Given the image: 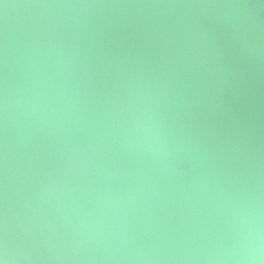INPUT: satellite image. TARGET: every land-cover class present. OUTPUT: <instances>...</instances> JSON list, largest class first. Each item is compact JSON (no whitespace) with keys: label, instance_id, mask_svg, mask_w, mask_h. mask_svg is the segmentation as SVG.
Listing matches in <instances>:
<instances>
[{"label":"water","instance_id":"1","mask_svg":"<svg viewBox=\"0 0 264 264\" xmlns=\"http://www.w3.org/2000/svg\"><path fill=\"white\" fill-rule=\"evenodd\" d=\"M3 264H264V0H0Z\"/></svg>","mask_w":264,"mask_h":264},{"label":"clouds","instance_id":"2","mask_svg":"<svg viewBox=\"0 0 264 264\" xmlns=\"http://www.w3.org/2000/svg\"><path fill=\"white\" fill-rule=\"evenodd\" d=\"M0 264H3V261H0Z\"/></svg>","mask_w":264,"mask_h":264}]
</instances>
